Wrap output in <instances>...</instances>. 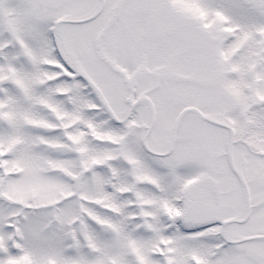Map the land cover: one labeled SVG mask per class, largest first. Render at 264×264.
Listing matches in <instances>:
<instances>
[{"label": "snow or ice", "instance_id": "snow-or-ice-1", "mask_svg": "<svg viewBox=\"0 0 264 264\" xmlns=\"http://www.w3.org/2000/svg\"><path fill=\"white\" fill-rule=\"evenodd\" d=\"M0 264H264V0H0Z\"/></svg>", "mask_w": 264, "mask_h": 264}]
</instances>
